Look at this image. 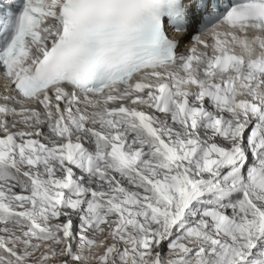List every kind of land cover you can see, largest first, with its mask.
<instances>
[{
	"label": "snow or ice",
	"instance_id": "obj_1",
	"mask_svg": "<svg viewBox=\"0 0 264 264\" xmlns=\"http://www.w3.org/2000/svg\"><path fill=\"white\" fill-rule=\"evenodd\" d=\"M0 264H264V0H0Z\"/></svg>",
	"mask_w": 264,
	"mask_h": 264
}]
</instances>
